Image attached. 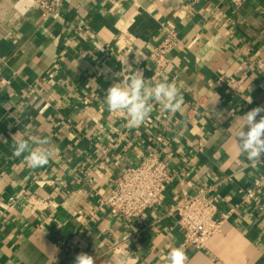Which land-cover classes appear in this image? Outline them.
Returning a JSON list of instances; mask_svg holds the SVG:
<instances>
[{
	"label": "crops",
	"instance_id": "obj_1",
	"mask_svg": "<svg viewBox=\"0 0 264 264\" xmlns=\"http://www.w3.org/2000/svg\"><path fill=\"white\" fill-rule=\"evenodd\" d=\"M168 30L179 44L156 76L150 55ZM125 60L153 84L174 82L181 110L155 104L135 128L108 111ZM262 105L264 0H62L47 20L30 0H0V264H73L82 252L94 264H167L183 241L175 209L200 189L229 216L185 264H264V161L239 154L243 121L228 114ZM16 133L49 139L55 155L29 167L13 155ZM153 151L173 176L163 205L129 221L101 207Z\"/></svg>",
	"mask_w": 264,
	"mask_h": 264
},
{
	"label": "built area",
	"instance_id": "obj_2",
	"mask_svg": "<svg viewBox=\"0 0 264 264\" xmlns=\"http://www.w3.org/2000/svg\"><path fill=\"white\" fill-rule=\"evenodd\" d=\"M242 5L248 0H230ZM23 0H18L20 5ZM62 0H30V7L39 10L44 20L54 19L61 7ZM176 32L168 30L160 45L150 55V60L160 76L170 63L171 53L178 47ZM173 181L167 163L156 151L149 153L137 166L125 170L116 180L109 196L100 201L101 207H107L112 215L121 220L140 219L164 203V194ZM257 186L262 182L258 181ZM253 191L248 195L251 199ZM177 225L183 233L180 247L188 250H206L209 241L218 235L229 215L218 217L214 201L207 196L205 189L184 200L175 209Z\"/></svg>",
	"mask_w": 264,
	"mask_h": 264
},
{
	"label": "clouds",
	"instance_id": "obj_3",
	"mask_svg": "<svg viewBox=\"0 0 264 264\" xmlns=\"http://www.w3.org/2000/svg\"><path fill=\"white\" fill-rule=\"evenodd\" d=\"M103 48L100 50L102 51ZM138 62V61H137ZM124 72L130 73L126 79L114 83L107 89L104 102L108 111L123 113L127 117L128 126L139 127L150 116L154 105H160L161 109L172 115L181 110L184 100L180 89L174 82L167 80L153 84L150 79L144 78L142 70L133 69L131 64L124 62ZM218 97V96H217ZM218 99L215 101L218 102ZM246 101L251 104L252 97ZM215 109L211 110V114ZM264 105L252 108L243 116H236L235 110L228 114L236 120L243 121L235 134L236 147L241 156L250 164L264 161ZM218 119L222 113H216ZM257 117L259 119L257 120ZM18 122V121H17ZM247 126V130H245ZM13 138V155L20 157L24 154L25 163L35 169L49 163L55 155L51 141L40 136H32L25 139L16 133ZM128 257H122L116 264H127ZM167 264H185L187 256L182 247L173 248L167 255ZM73 264H94V258L86 253H79L74 258Z\"/></svg>",
	"mask_w": 264,
	"mask_h": 264
}]
</instances>
